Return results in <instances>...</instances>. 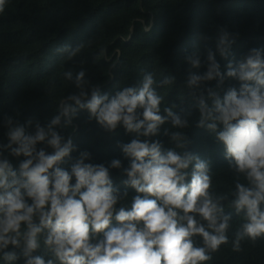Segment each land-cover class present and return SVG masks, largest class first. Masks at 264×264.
Instances as JSON below:
<instances>
[{"label":"clouds","instance_id":"1","mask_svg":"<svg viewBox=\"0 0 264 264\" xmlns=\"http://www.w3.org/2000/svg\"><path fill=\"white\" fill-rule=\"evenodd\" d=\"M8 2L0 0V14ZM232 43L221 30L216 51L222 58L230 54ZM85 44L56 51L71 60ZM215 56L209 49L206 71L188 73L185 86L192 104L187 109L177 111L179 105L171 102L161 110L165 97L158 89L174 85L172 75L157 81L153 73H144L138 85L109 95L81 68L64 72L74 90L46 124L6 117L8 142L0 144V259H23V264H204L229 243L234 214L242 222L232 239L233 251H240L245 239L255 243L264 238V55L250 49L224 72ZM185 59L191 68L201 67L198 54ZM229 78L239 81V88L229 87L221 96ZM211 81L217 82L215 87H208ZM82 111L106 132L123 127L134 135L118 144L127 167L120 159L107 166L86 162L92 159L87 150L73 160L77 146L61 130L71 127ZM193 122L223 146L235 177L230 193L215 192L211 160L189 150L185 130ZM166 124L176 130L163 127L161 133ZM161 134L170 147L153 139ZM5 152L23 157L18 169ZM67 160H72L70 169L62 167ZM111 169H122L126 176L123 192L114 185ZM129 187L135 194L126 205L122 201ZM41 250L47 258L36 254Z\"/></svg>","mask_w":264,"mask_h":264},{"label":"trees","instance_id":"2","mask_svg":"<svg viewBox=\"0 0 264 264\" xmlns=\"http://www.w3.org/2000/svg\"><path fill=\"white\" fill-rule=\"evenodd\" d=\"M221 30L233 41L227 58L216 51ZM81 43H86L85 47L71 60L56 51L63 45ZM253 48L261 49L264 55V0H9L0 14V144L8 142L3 125L6 117L21 124L35 118L44 125L58 111L61 99L74 90L64 78L65 71L85 69L86 77L109 95L138 85L144 73H153L157 81L172 75L176 83L158 89L165 97L161 110L176 102L179 111L192 104L185 81L190 71H206L209 49L216 53L224 72L229 62L235 64ZM193 53L201 60L199 69L191 68L185 59ZM216 83L211 81L208 87ZM229 87L238 89L239 81L226 79L220 95ZM196 116L193 109V120ZM163 127L176 130L166 124L161 133ZM61 131L77 146L73 160L87 150L92 159L86 162L107 166L111 160L120 159L123 167L128 166L118 144L130 142L134 135L123 127L115 133L106 132L82 111L71 127ZM185 131L191 140L189 150L212 162L215 192L234 190L235 177L227 168L223 146L194 122ZM153 139H159L163 148L170 147L163 134ZM4 155L18 169L23 157ZM71 163L67 160L62 167L70 169ZM110 174L123 192L121 181L126 176L122 169H111ZM127 191L129 195L122 203L130 205L135 190L129 187ZM228 203L225 201L226 211H231ZM241 222L242 218L234 214L229 243L222 244L204 264H264V238L255 243L245 239L241 250L233 251L232 239ZM36 254L47 258L43 250ZM0 264H23V259H0Z\"/></svg>","mask_w":264,"mask_h":264}]
</instances>
